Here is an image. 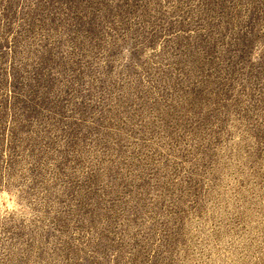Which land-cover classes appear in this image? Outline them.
<instances>
[{
    "label": "rangeland",
    "instance_id": "obj_1",
    "mask_svg": "<svg viewBox=\"0 0 264 264\" xmlns=\"http://www.w3.org/2000/svg\"><path fill=\"white\" fill-rule=\"evenodd\" d=\"M0 264H264V0H0Z\"/></svg>",
    "mask_w": 264,
    "mask_h": 264
}]
</instances>
